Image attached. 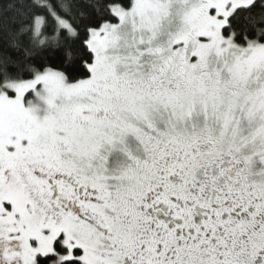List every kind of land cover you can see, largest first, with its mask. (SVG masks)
I'll list each match as a JSON object with an SVG mask.
<instances>
[{
    "label": "snow or ice",
    "instance_id": "6c2138e0",
    "mask_svg": "<svg viewBox=\"0 0 264 264\" xmlns=\"http://www.w3.org/2000/svg\"><path fill=\"white\" fill-rule=\"evenodd\" d=\"M0 264H264V0H0Z\"/></svg>",
    "mask_w": 264,
    "mask_h": 264
}]
</instances>
